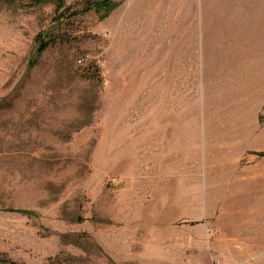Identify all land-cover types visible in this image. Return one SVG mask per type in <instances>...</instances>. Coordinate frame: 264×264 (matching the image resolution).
Masks as SVG:
<instances>
[{"label": "rangeland", "instance_id": "1", "mask_svg": "<svg viewBox=\"0 0 264 264\" xmlns=\"http://www.w3.org/2000/svg\"><path fill=\"white\" fill-rule=\"evenodd\" d=\"M91 1L0 0V264H264V1Z\"/></svg>", "mask_w": 264, "mask_h": 264}, {"label": "trees", "instance_id": "2", "mask_svg": "<svg viewBox=\"0 0 264 264\" xmlns=\"http://www.w3.org/2000/svg\"><path fill=\"white\" fill-rule=\"evenodd\" d=\"M38 1L40 4L43 5L53 3V0H38ZM117 5L118 4L114 0H95L89 2L86 5V7H84L82 10L74 11L70 15L71 17H75L93 11L96 15H99L100 19H104L117 7ZM59 7H63V2H60ZM40 36H37L36 38V43L38 44L36 52L38 56L42 54L48 47V42L45 39L41 38Z\"/></svg>", "mask_w": 264, "mask_h": 264}, {"label": "crops", "instance_id": "3", "mask_svg": "<svg viewBox=\"0 0 264 264\" xmlns=\"http://www.w3.org/2000/svg\"><path fill=\"white\" fill-rule=\"evenodd\" d=\"M259 1H262V0H259ZM263 1H264V0H263ZM256 9H257V10L260 9L259 11L264 10V4H263L260 8L257 7Z\"/></svg>", "mask_w": 264, "mask_h": 264}]
</instances>
